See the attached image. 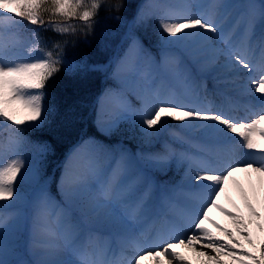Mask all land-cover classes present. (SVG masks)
<instances>
[{"label": "snow or ice", "instance_id": "snow-or-ice-1", "mask_svg": "<svg viewBox=\"0 0 264 264\" xmlns=\"http://www.w3.org/2000/svg\"><path fill=\"white\" fill-rule=\"evenodd\" d=\"M123 7L109 0H0V264H191L181 248L197 250L204 264H228L224 256L232 264H264V238L257 246L249 227L264 232V212L243 189L247 216L221 203L236 173L255 174L264 187V0L240 5L231 26L237 5L228 0L140 5L136 22H158L165 54L155 60L132 38L112 69L117 87L100 98L98 122L106 132L132 121L146 137L169 135L148 160L160 167L178 161L184 175L158 205L147 176L128 179L129 157L121 153L106 165V149L91 140L64 163L62 201L43 187L26 199L22 186L37 170L24 133L48 121L49 82L84 67L66 48L80 37L87 42L102 9ZM49 31L61 39H46ZM189 48L202 71L236 73L222 81L233 95L209 99L207 84L185 67L182 51ZM213 210L234 227L214 219Z\"/></svg>", "mask_w": 264, "mask_h": 264}, {"label": "trees", "instance_id": "trees-1", "mask_svg": "<svg viewBox=\"0 0 264 264\" xmlns=\"http://www.w3.org/2000/svg\"><path fill=\"white\" fill-rule=\"evenodd\" d=\"M139 1L109 0L110 4L123 3L124 7L119 13L111 8L100 11L97 23L103 22L105 24V29L102 30H105L106 33L102 32L100 35L101 29H98V24H96L94 33L87 38V42L84 41L83 37H80L74 45L70 44L66 48L67 58L83 60L85 71L75 73L62 70L49 82L47 101L52 106V112L47 121L49 124L46 123L40 128L24 133L28 140L25 145L26 155L37 166V175L30 177L22 186L24 193H27L33 185L43 183L48 179L54 167L60 163L69 146L74 143L83 129L88 128L87 130L91 135L108 142V139L95 133L92 125V104L95 96L101 90L104 77L107 75L108 66L114 53L113 47L125 31L127 27L126 20L128 22L132 18ZM116 15L121 18L119 20L115 19ZM125 23L126 25H123ZM42 35L49 40L61 39L51 31L42 33ZM101 37L103 41H101ZM173 123L178 124L177 122ZM126 136L122 135L120 137L133 143ZM44 146H47V151L41 154L39 151ZM60 171L61 169H58L55 172L49 187L56 198L63 200L56 188ZM182 171H184L183 166H181V169L169 170L168 168L161 170L159 177L164 182L169 183L172 179L179 177Z\"/></svg>", "mask_w": 264, "mask_h": 264}, {"label": "rangeland", "instance_id": "rangeland-1", "mask_svg": "<svg viewBox=\"0 0 264 264\" xmlns=\"http://www.w3.org/2000/svg\"><path fill=\"white\" fill-rule=\"evenodd\" d=\"M145 2V0H143L141 4H143ZM158 2H165V0H158ZM168 2H177V0H168ZM204 2H208V0H204ZM249 0H228V3L230 4H235L237 5V8L239 11H243L244 9L243 8H240L239 6L240 5H244L246 3H248ZM255 2L257 3V5H259L260 3V0H255ZM140 5L138 7V10H137V13L139 11V8H140ZM137 16V14H136ZM236 18V15H234L230 21H229V26H231V23L234 22ZM123 20V19H122ZM125 22V21H124ZM126 23H127V20H126ZM123 24V25H126ZM98 24V29H101L100 30V35L102 32H105V30H102V29H105V24L103 22L101 23H97ZM132 22H128V27H126L125 31L122 33V35L120 36L119 40H117L118 42L115 44V46L113 47V50L114 52H117V55L115 56V59L113 60L112 62V65H111V69L109 71V74H108V80L105 84V88L103 89L101 95L99 96L98 98V101H97V104H96V111L97 113L100 111V104H99V101H100V98L104 96L105 92L109 89H113L115 87H117V84L118 82L113 78V75H112V69L114 67V64H115V61L118 57H121L124 55V53L128 50L129 48V45L131 43V40L133 37L135 38H138L139 41L143 44L144 48L146 49L147 53L153 57L155 60H160L161 57L165 54V50L164 48L162 47L161 45V42H160V30H159V24L158 22L153 19L151 21H148L144 24H138L136 22V17H135V21L133 22V25L131 26ZM103 27V28H102ZM140 30V33L138 32V30ZM146 33V35H145ZM144 39H146V42H144ZM101 41H103V38L101 37L100 38ZM155 49V54L151 53V50ZM171 51H174V52H180L178 50V47H174L172 49H170ZM182 59L184 60L185 62V67L197 78L200 80L201 76H202V73L199 72V71H196L194 70L192 67H190L189 63H188V60L190 59L188 56H185L184 54H182ZM73 63H82L84 65V62L83 60H73L72 61ZM85 71V68H83L82 70L80 71H76V72H84ZM159 71H163V68L161 67V69H159ZM72 72V71H70ZM75 72V73H76ZM204 82V81H202ZM207 84V82H205ZM207 88H208V92H209V98L210 96L212 95V91H211V88H210V85L207 84ZM131 98H135V97H130ZM137 107H139V105H136ZM98 118V117H97ZM101 119H103V117H101ZM48 123V122H46ZM45 123V124H46ZM44 124V125H45ZM49 124V123H48ZM171 124V129L173 131H177V132H180L182 131L181 129L175 127L174 123L173 122H170ZM97 130L99 133L107 136V137H111V138H115V140H121V137L120 136H126V135H129V136H126V137H129L130 140L136 144V150L137 151H140V148L141 146H144L145 149H142L140 151V154L139 153H133L131 152L129 149H126L124 146H122L121 144H115L114 145V150H111L109 152L106 151V156H105V164L107 165L108 163H111L113 162V158L114 157H118L121 153L125 154L127 157L130 158V164H131V167H130V174H129V177L128 179L129 180H133L137 174H144L145 176H147L150 181L152 182V185H153V205H158L159 204V200H160V197L163 196V194L165 193L164 191V186H165V183L167 182H164L163 180L160 179V181L154 177H150L148 176L146 173H145V170L143 169V167L141 166V162H140V159L141 158H144L143 160H146L148 157L147 155L149 154V149L152 148L157 142H162L164 144L166 143H169L170 142V137L167 133L165 134H162L161 136H158V137H146L143 135L142 131L140 130L138 124L136 123H132V121H128V122H125V123H121L119 128L117 130H114L112 132H106L103 130V124L98 122V120L96 121V124H95ZM126 134V135H124ZM94 141L97 145H99L97 143V141L94 139V138H84L80 143H78V146L84 144L85 141ZM72 148L68 155L66 156L65 160H64V163L67 159V157L70 155V153L76 148ZM194 150V149H193ZM41 152V150L39 151ZM144 157H143V156ZM154 168H156L158 171L165 168V167H160V166H156V165H153ZM35 167H37L35 165ZM63 172H64V169H63ZM63 174V173H62ZM36 175H37V171H36ZM35 175V176H36ZM181 181V180H180ZM179 181V182H180ZM40 187H43L46 189V185H39L37 187H35L33 190H32V193H31V198L35 195V193L39 190ZM59 189H60V193H61V183L59 185ZM47 190V189H46ZM48 192V190H47ZM49 193V192H48ZM50 196H52L50 193H49ZM27 195H25L26 197ZM53 197V196H52ZM241 203L240 201H237L236 199L233 200L232 202V205H228L227 207L229 208H232V209H239L240 206H241ZM27 209V205H25V210ZM213 216L214 219L218 220L220 223L224 224V225H229V224H232V221L230 220L229 217L225 216L223 213H221V218H219L218 216H216L215 214H211ZM209 226H212L211 224H209Z\"/></svg>", "mask_w": 264, "mask_h": 264}, {"label": "bare ground", "instance_id": "bare-ground-1", "mask_svg": "<svg viewBox=\"0 0 264 264\" xmlns=\"http://www.w3.org/2000/svg\"><path fill=\"white\" fill-rule=\"evenodd\" d=\"M237 9H232L233 15H236L238 13ZM231 17V18H232ZM257 34H259V29L257 30ZM178 50L181 51V48L178 47ZM182 54L185 56H188L190 59L188 60V63L190 67H192L194 70L200 71L202 73V80L204 82H207V84L210 85L211 91L215 95H219L220 93H224L227 95H233V85L225 81L226 77H232L235 76L236 73H225L221 69L216 68L213 70H206L202 71L199 64L196 62V56L198 53L194 48H189L182 51ZM240 75H245L244 70L241 71ZM242 81H238L240 83ZM243 115V113H240ZM253 185H255V191L253 190ZM241 189L244 191H247L250 196H252L253 202L257 205V207L264 212V208L260 206V201L264 200V187H262L259 183L258 178L255 176V174L249 176L248 173L239 172L234 175V179L229 182V187L226 193L222 194L221 203L224 204L226 207L228 205H232V202L234 199L237 201L242 202L239 210L245 214V216L248 215V210L245 206L244 199L241 195ZM211 214H215L219 218H221V212L218 210H213ZM229 228L234 227L233 223L226 225ZM213 227V226H209ZM249 227L252 230L253 236L256 238L257 246L261 242V238H264V232H262L255 224H250ZM214 232L219 233V230L213 228ZM245 247H251L250 245L245 244ZM180 251L191 260V264H204V258L197 256V250H193L191 248H181ZM126 255L128 257H131V252H127ZM225 260H228V264H232V261L227 257H222ZM146 264H151L150 261H147Z\"/></svg>", "mask_w": 264, "mask_h": 264}]
</instances>
